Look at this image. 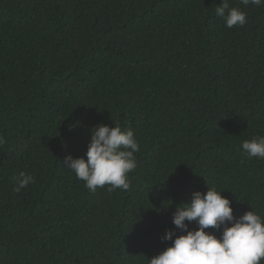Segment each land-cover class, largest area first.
Wrapping results in <instances>:
<instances>
[{
	"label": "trees",
	"instance_id": "1",
	"mask_svg": "<svg viewBox=\"0 0 264 264\" xmlns=\"http://www.w3.org/2000/svg\"><path fill=\"white\" fill-rule=\"evenodd\" d=\"M221 3L0 0V264H149L207 185L264 216V159L241 148L264 136V6L229 0L247 23L227 28ZM114 122L137 167L128 190L93 193L63 160Z\"/></svg>",
	"mask_w": 264,
	"mask_h": 264
},
{
	"label": "clouds",
	"instance_id": "2",
	"mask_svg": "<svg viewBox=\"0 0 264 264\" xmlns=\"http://www.w3.org/2000/svg\"><path fill=\"white\" fill-rule=\"evenodd\" d=\"M247 7L264 6V0H240ZM215 13L224 20L227 28L244 27L247 12L240 7L230 6L229 0H222ZM0 135V145L5 143ZM241 148L249 160L264 159V136H254L243 141ZM140 144L131 128L100 124L91 129V140L85 157L71 155L63 160V166L84 182V187L95 192L98 187L108 186L107 191L128 190V174L137 167L136 153ZM13 191L19 194L34 183L31 173L19 172L12 177ZM206 193L194 192L189 203L176 206L172 223L176 230H167L162 242L171 241L149 264H261L264 261V216L255 209L242 216H234L232 201L223 196V191L208 187ZM187 222V223H186ZM198 227L190 230L189 224ZM230 225V226H229ZM222 232L207 231L215 229ZM175 237V239H174Z\"/></svg>",
	"mask_w": 264,
	"mask_h": 264
}]
</instances>
